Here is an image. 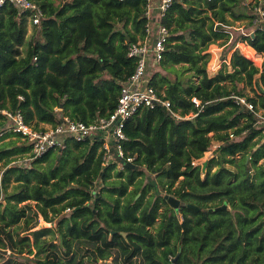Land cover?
I'll return each mask as SVG.
<instances>
[{
    "label": "trees",
    "instance_id": "trees-1",
    "mask_svg": "<svg viewBox=\"0 0 264 264\" xmlns=\"http://www.w3.org/2000/svg\"><path fill=\"white\" fill-rule=\"evenodd\" d=\"M34 1L45 17L28 41L26 13L8 1L0 7V109H21L36 128L63 115L88 123L109 116L135 70L128 48L146 35L147 1ZM259 8L264 0L173 1L159 65L175 77L155 71L149 84L181 115H195L178 118L158 106L132 116L122 144L138 168L114 172L118 161L105 164L90 139L13 163L29 147L3 141L14 133L0 136V250L22 256V264H264V125L234 99L246 96L241 82H256L260 92L247 98L264 108V72L235 47L224 61L232 70L209 76L206 52L229 39L231 21L247 20L234 45L243 40L264 53ZM9 122L0 111V131ZM213 140L218 155L196 166ZM147 172L154 177L145 183ZM40 215L55 225L37 228Z\"/></svg>",
    "mask_w": 264,
    "mask_h": 264
},
{
    "label": "built area",
    "instance_id": "built-area-1",
    "mask_svg": "<svg viewBox=\"0 0 264 264\" xmlns=\"http://www.w3.org/2000/svg\"><path fill=\"white\" fill-rule=\"evenodd\" d=\"M15 5L20 11L26 13L30 27H40L45 16L43 8L34 0H0V7L6 2ZM145 16L147 17L146 35L135 42H131L128 55L135 59V70L129 78L122 83L118 103L114 111L107 117H100L88 123L84 120L74 119L63 115L61 122L56 125H44L36 128L26 119L21 109H0L10 122L0 131L18 134L20 141L29 147L25 158L15 160L13 163L29 162L43 156L50 150L61 149L67 140L100 143V150L105 151V164L118 161V168L124 169L126 163H134L132 156H125L122 142L127 139L125 126L127 121L144 109L161 106L170 114L178 118H189L181 115L174 109L173 103L165 98L159 91L149 84L148 71L159 65L163 59L166 45L170 36V29L164 25L163 17L175 0H146ZM260 15H264L259 8ZM263 25H261L262 27ZM36 58V57H35ZM22 97V96H20ZM242 108L251 111L256 117L258 125H264V108L257 106L245 96H234ZM197 106L200 100L193 97ZM57 109V108H56ZM195 115V114H193ZM245 131L243 135H245ZM241 135V136H243ZM230 138L236 139V134L230 132ZM194 164L199 165L196 161Z\"/></svg>",
    "mask_w": 264,
    "mask_h": 264
},
{
    "label": "rangeland",
    "instance_id": "rangeland-1",
    "mask_svg": "<svg viewBox=\"0 0 264 264\" xmlns=\"http://www.w3.org/2000/svg\"><path fill=\"white\" fill-rule=\"evenodd\" d=\"M255 1V0H254ZM247 20H243V21H231L228 25V27H230V31L231 34L229 36V39L225 40L224 39H218L216 40L214 43L210 44L208 49L206 50V52L210 53V59L207 63V73L209 76H216L219 71L223 70V69H231L230 66L226 67L224 65V61L227 62V64L229 65V61H230V57L233 53V51L235 50V47L240 49V51L242 53H244L248 58H250L253 63L259 67L260 69V74H262V72H264V53L263 52H255V49L250 46L247 42L240 40L236 45H234V41L236 39V37L238 35H243L244 33L247 34V30H249V26H247ZM34 32L33 29L28 30V36H27V41L28 39L31 38L32 33ZM23 48V47H22ZM226 55V58H224ZM177 68H180L181 66L177 65ZM155 71H160L161 73L168 75L171 78L175 77V73L173 72V70L171 68H166V67H162L161 65H157L151 68V70L148 71V75L153 74ZM188 73H192L191 71H189ZM258 75V77H259ZM198 78H196L197 80ZM239 86L243 89L244 94L246 95L245 97H256V95L260 92L259 90V85L256 84V82H254V84L252 86L246 85L244 82H241L239 84ZM194 113H189L190 117L194 116ZM16 138V137H15ZM10 139H4L3 141L7 142ZM15 143L19 144V141H16ZM219 143L215 140H213L211 142L210 148L208 151H206L203 155L202 158H200L199 160H197L196 162L200 165L204 167H206L207 163L213 158L216 157L218 155V147H219ZM19 156V155H18ZM238 157H240L241 155L238 154ZM26 155H24L25 158ZM65 158L70 157L69 154L64 155ZM26 163V162H25ZM260 164L264 163V159L261 160L259 162ZM28 164H31V162H29ZM47 162H43V165H47ZM206 164V165H205ZM229 167L234 168L233 165L231 164H227ZM119 166V165H118ZM116 168L115 171L117 170H121L120 168ZM217 166L213 167V170L216 169ZM123 170V169H122ZM5 171V167H4V162H0V179L2 174ZM146 176L143 177L144 182H147V178L149 177H154L149 176L150 174L147 172L145 174ZM205 176V173L202 174V177ZM15 182L12 181L11 184L9 185V190H12L14 188ZM134 186H131L130 189H132ZM153 189L150 190V192L148 193L147 198L152 196L153 193ZM4 195V194H3ZM140 193L137 195L139 196ZM2 199V197L0 196V200ZM27 202V201H26ZM29 203H31L32 206L36 207V202L34 200H29ZM22 205V203L20 204ZM210 205V204H209ZM230 208L233 209V207L230 205ZM165 209V205L162 202V207H160V210L163 211ZM69 212V210H66V212ZM56 221V220H55ZM50 225H55V222L50 223L47 222L46 220H44V217L42 215H40L39 218V224L37 226V228L39 227H43V226H50ZM35 251V250H34ZM30 255V254H28ZM33 255H35V253H33ZM33 255H30L31 257H33ZM112 260V258H110L109 260H107L108 262H110ZM22 261V262H21ZM23 261H25V259H22V256H18L16 254L10 253V251H4V250H0V264H22ZM99 263H103L102 260H99Z\"/></svg>",
    "mask_w": 264,
    "mask_h": 264
},
{
    "label": "water",
    "instance_id": "water-1",
    "mask_svg": "<svg viewBox=\"0 0 264 264\" xmlns=\"http://www.w3.org/2000/svg\"><path fill=\"white\" fill-rule=\"evenodd\" d=\"M126 166L127 167H130V168H133V167L134 168H138L139 167L138 165H136L134 163H130V162L129 163H126ZM167 198L170 201V203H171L172 206H175V207H178L179 206L180 201L176 197L167 195Z\"/></svg>",
    "mask_w": 264,
    "mask_h": 264
},
{
    "label": "clouds",
    "instance_id": "clouds-1",
    "mask_svg": "<svg viewBox=\"0 0 264 264\" xmlns=\"http://www.w3.org/2000/svg\"><path fill=\"white\" fill-rule=\"evenodd\" d=\"M44 17H45V16H44ZM43 19H44V18H43ZM42 22H43V21H42ZM41 25H42V24H41ZM40 27H41V26H40ZM40 27H30V26L28 25V30H31V29L34 30V28H38V29H40ZM257 106H259V105H257ZM259 107H260V106H259ZM9 133H11V132H9ZM4 134H5V133H4ZM12 134H13V133H12ZM12 136H15V137L19 138L18 141L21 143V141H20V137H19L18 135H15V134H14V135H12ZM22 144H23V143H22ZM18 158H21V157L18 156ZM18 158H17V159H18ZM0 181H1V179H0ZM1 197H2V195H1Z\"/></svg>",
    "mask_w": 264,
    "mask_h": 264
},
{
    "label": "crops",
    "instance_id": "crops-1",
    "mask_svg": "<svg viewBox=\"0 0 264 264\" xmlns=\"http://www.w3.org/2000/svg\"><path fill=\"white\" fill-rule=\"evenodd\" d=\"M59 3V0H56V4H58ZM236 22V21H235ZM232 56V55H231ZM230 60H231V57H230ZM229 64H230V61L228 62ZM152 75V74H151ZM42 124H44V125H46V126H48V125H51V124H49V123H42ZM3 135H5V134H3ZM0 136H2V135H0ZM6 139H17V137L15 138V136H10V137H8V138H6ZM19 139V138H18ZM18 141V140H17ZM9 251V250H8ZM11 253V252H10Z\"/></svg>",
    "mask_w": 264,
    "mask_h": 264
},
{
    "label": "bare ground",
    "instance_id": "bare-ground-1",
    "mask_svg": "<svg viewBox=\"0 0 264 264\" xmlns=\"http://www.w3.org/2000/svg\"><path fill=\"white\" fill-rule=\"evenodd\" d=\"M256 52V51H255Z\"/></svg>",
    "mask_w": 264,
    "mask_h": 264
}]
</instances>
